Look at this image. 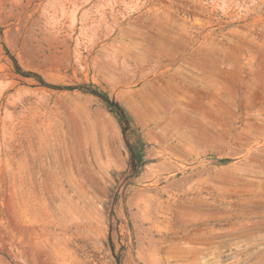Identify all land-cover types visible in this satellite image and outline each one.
Instances as JSON below:
<instances>
[{
	"label": "rangeland",
	"instance_id": "rangeland-1",
	"mask_svg": "<svg viewBox=\"0 0 264 264\" xmlns=\"http://www.w3.org/2000/svg\"><path fill=\"white\" fill-rule=\"evenodd\" d=\"M197 263L264 264V0H0V264Z\"/></svg>",
	"mask_w": 264,
	"mask_h": 264
},
{
	"label": "bare ground",
	"instance_id": "bare-ground-1",
	"mask_svg": "<svg viewBox=\"0 0 264 264\" xmlns=\"http://www.w3.org/2000/svg\"><path fill=\"white\" fill-rule=\"evenodd\" d=\"M196 203V206H198V208L200 207L201 209H202V211H203V213L202 214H204V215H206L205 217H204V219L206 220V222H204V223H201V221L199 222V220H201V219H203V217L201 218V219H199L198 220V222H196L195 221V223H192V231L194 232V235H195V237H194V239H193V237L192 238H189L188 240H189V242L191 243L190 245H196V243H198V244H200V245H202V246H204V245H210V244H212V242H214V237L217 235V233H216V230H213V228H207V227H204V225H206L207 223H209V222H211V221H213L214 219H217V218H220V216L218 215V216H214V213H216L215 211H213V204H211L210 205V203H208V201H197V202H195ZM194 204V203H193ZM242 204V203H241ZM234 205V204H233ZM244 205V204H243ZM235 206H237V207H234V214L233 215H237V214H239V215H245V213H244V206H238V205H235ZM171 209H168V212L170 211ZM201 211V212H202ZM203 219V220H204ZM208 225V224H207ZM211 230V231H210ZM219 234V233H218ZM220 237V236H219ZM183 241V240H182ZM185 242H186V240H185ZM188 242V243H189ZM184 243V242H183ZM184 244H187V242L186 243H184ZM189 245V244H188ZM189 245V246H190ZM197 246V245H196ZM195 248V247H194ZM198 248V247H197ZM196 248V249H197ZM184 250H186L185 248H183ZM188 249H189V247H188ZM187 249V250H188ZM199 249V248H198ZM191 251H193V250H191ZM198 251H200V250H198ZM186 252V251H185ZM199 254H201V253H199ZM184 255V254H183ZM194 255V254H193ZM202 255V254H201ZM198 256V255H197ZM197 256H196V260H197ZM200 256V255H199ZM184 258V257H183ZM192 258V257H191ZM201 258V257H200ZM193 259V258H192ZM196 260H194V261H196ZM204 260V259H203ZM188 263H190V262H188ZM198 264V263H197Z\"/></svg>",
	"mask_w": 264,
	"mask_h": 264
},
{
	"label": "trees",
	"instance_id": "trees-1",
	"mask_svg": "<svg viewBox=\"0 0 264 264\" xmlns=\"http://www.w3.org/2000/svg\"><path fill=\"white\" fill-rule=\"evenodd\" d=\"M121 111V117H125V114H124V112L122 111V110H120Z\"/></svg>",
	"mask_w": 264,
	"mask_h": 264
}]
</instances>
